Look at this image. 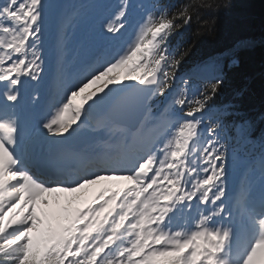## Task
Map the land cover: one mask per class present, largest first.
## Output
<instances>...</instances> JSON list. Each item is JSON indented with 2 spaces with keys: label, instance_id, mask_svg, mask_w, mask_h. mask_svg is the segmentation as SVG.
<instances>
[{
  "label": "snow or ice",
  "instance_id": "obj_1",
  "mask_svg": "<svg viewBox=\"0 0 264 264\" xmlns=\"http://www.w3.org/2000/svg\"><path fill=\"white\" fill-rule=\"evenodd\" d=\"M93 7L0 0V264H264V128L254 139V119L216 104L234 53L181 71L184 33L214 32L204 15L222 5ZM257 139L258 164L229 142ZM106 179L125 183L67 196L62 218L34 235L45 194Z\"/></svg>",
  "mask_w": 264,
  "mask_h": 264
},
{
  "label": "trees",
  "instance_id": "obj_2",
  "mask_svg": "<svg viewBox=\"0 0 264 264\" xmlns=\"http://www.w3.org/2000/svg\"><path fill=\"white\" fill-rule=\"evenodd\" d=\"M219 10L206 12L215 20V31L197 36L193 24L188 61L232 50L239 63L224 76L218 98L243 110L264 108V0H217ZM243 41V46H239ZM239 93V94H238Z\"/></svg>",
  "mask_w": 264,
  "mask_h": 264
},
{
  "label": "bare ground",
  "instance_id": "obj_3",
  "mask_svg": "<svg viewBox=\"0 0 264 264\" xmlns=\"http://www.w3.org/2000/svg\"><path fill=\"white\" fill-rule=\"evenodd\" d=\"M91 185H87V187L89 188ZM58 193H55V194H45V197H47V196H50V197H54V196H56ZM75 195V194H74ZM68 196V194H66L65 195V198ZM79 196H81V197H83L82 195H79ZM18 207H17V210L16 211H18ZM36 210H43V208H42V206L41 207H39L38 206V204H37V206H36ZM7 219H6V217H5V223H7Z\"/></svg>",
  "mask_w": 264,
  "mask_h": 264
},
{
  "label": "rangeland",
  "instance_id": "obj_4",
  "mask_svg": "<svg viewBox=\"0 0 264 264\" xmlns=\"http://www.w3.org/2000/svg\"><path fill=\"white\" fill-rule=\"evenodd\" d=\"M79 192H82V193H87L88 191H87V186H85V188L84 189H82V190H80ZM76 195V194H75ZM79 196V195H78Z\"/></svg>",
  "mask_w": 264,
  "mask_h": 264
}]
</instances>
